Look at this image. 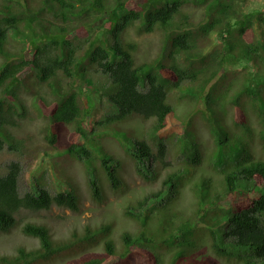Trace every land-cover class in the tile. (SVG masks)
<instances>
[{"label":"trees","instance_id":"obj_1","mask_svg":"<svg viewBox=\"0 0 264 264\" xmlns=\"http://www.w3.org/2000/svg\"><path fill=\"white\" fill-rule=\"evenodd\" d=\"M242 1L0 0V57L4 61L0 66V153L22 147L14 129L25 116L21 95L28 89L51 124H77L67 151L80 161H90L83 142L87 137L84 121L91 108L82 106L79 82L96 74L108 80L101 94L117 110L97 126L134 115L156 119L152 125L155 144L145 138L132 141L131 155L140 175L148 178L151 173L146 163L165 161L170 138H178L191 166L204 163L200 139L176 117L169 96L175 91L181 103L202 113L217 151L205 155L207 163L221 176L202 175L195 190L198 205L190 214L176 212L170 206L174 200L162 190L138 206L148 205L158 212L165 209L167 214L159 224L128 208L126 215L139 228L125 232L120 246L110 223L86 226L82 232L73 229L53 242L46 224L25 222L22 232L38 238L40 248L2 255L0 264H44L64 255L78 256L75 264H217L206 259V247L228 263L264 264V159L254 152L258 139L252 121L263 127L259 142L264 149V40L255 30L257 24L264 27V11L244 12ZM136 25L142 35L159 30L165 35L160 50L144 62L138 57L139 43L126 39ZM13 39L18 41L15 49L11 48ZM201 102L205 109L200 108ZM51 135L56 144L58 135ZM115 160L106 155L102 166L112 187L119 189L123 180ZM6 168L0 175V232L8 233L24 222L17 217L23 211L49 212L58 207L81 212L76 194H53L39 181L34 192L21 195V163L13 160ZM92 176L93 197L103 202L105 194ZM182 176L183 171L171 173L165 185L178 192ZM94 249L99 252L90 251Z\"/></svg>","mask_w":264,"mask_h":264},{"label":"rangeland","instance_id":"obj_2","mask_svg":"<svg viewBox=\"0 0 264 264\" xmlns=\"http://www.w3.org/2000/svg\"><path fill=\"white\" fill-rule=\"evenodd\" d=\"M240 5L241 9L247 13L264 11V0H243ZM255 30L259 39L264 40V27L257 24ZM126 39L139 43L138 57L142 62L158 52L162 44L165 43L163 30L142 35L138 25L128 31ZM81 41H84V38ZM17 45V39H13L11 48L15 49ZM3 63V58L0 57V66ZM249 67L252 71L253 65L249 63ZM241 69V67L236 68L237 71H241ZM79 83L83 89L81 93L82 106L91 108L84 121L87 137H84L85 142H83L90 151V161H80L67 151L74 139L77 124H51L46 116L41 115L31 90L25 89L22 91L21 98L27 110L25 116L22 115L20 119L21 126L14 129L22 147L17 152L4 150L0 153V175L7 171L8 163L18 160L23 170L19 184L21 195L34 192L33 186L39 181L53 194L57 192L76 194L81 200V212L74 213L58 207H54L49 212L23 211L17 217L24 222L18 224L8 233L0 232V256L14 255L21 248L27 250L40 248L41 243L38 238L25 235L22 232V226L25 222L46 224L45 226L49 230L51 229L53 242L62 240L61 237L71 233L73 229L82 232L86 226L99 227L103 223H110L113 229V238L120 246L122 235L125 232H136L139 228L138 222L126 215L128 208H136L134 209L136 214H143L150 217L151 220L156 219L159 224L164 213H166L165 209H161V212L152 211L148 209V205L139 209V202L144 201L146 197L153 199L154 194L162 190L166 195L168 194V198L171 197L174 200L170 206H174L176 212L190 214L198 205L199 199L195 190H197V183L201 182L199 179L202 178V175L221 178L220 174L215 175L213 166H209L207 163L205 155H214L217 151L213 135L202 119V113L197 108L188 106L185 102L181 103L177 92L169 93L170 101L177 113L176 117L179 118L178 121L184 129L194 130L195 137L200 139L199 149L204 156V163L200 167L191 166L182 154L178 138L176 140L170 138L165 161L146 163V166L151 169V173H148V178H146L138 173V164L131 155L132 141L138 142L145 138L148 142L154 143L152 125L155 124L156 119L143 120L140 116L134 115L126 121L107 126H97L98 122L104 121L107 116L117 111L109 99L101 94V90L108 86V80L99 75L90 74ZM199 104L200 108L205 109L203 102ZM18 110L21 113L24 111L21 106ZM227 112L228 123L232 126V112L230 109ZM254 120L253 118L254 131L258 139V142L254 143V152L258 158L264 159V149L259 142V135L263 127ZM179 122H177L178 125H180ZM202 122L206 127L202 125ZM51 132L58 135L56 144L52 142ZM106 155L114 156L115 161H117L114 163L120 164L119 174L123 184L119 189L112 187L102 166V161ZM181 171L185 172V176H182L181 183L179 181L178 183L183 185L178 187V192L173 193L170 186L165 185V180L171 173ZM91 175L102 187L106 197L103 202H98L93 197L90 186ZM93 176L92 178H94ZM152 176L154 179H151ZM217 186V191H220L221 185L218 184ZM146 249L153 252L148 247ZM90 251L99 252V249ZM204 254L208 261L211 260L217 264H235L218 259L207 247L204 249ZM77 258L78 256L67 257L64 255L44 264H75Z\"/></svg>","mask_w":264,"mask_h":264}]
</instances>
